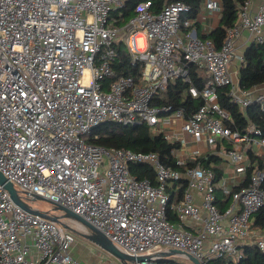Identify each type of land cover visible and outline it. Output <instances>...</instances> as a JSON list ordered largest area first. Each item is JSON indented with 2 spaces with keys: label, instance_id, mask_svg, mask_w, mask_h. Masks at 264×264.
<instances>
[{
  "label": "built area",
  "instance_id": "2783aa9c",
  "mask_svg": "<svg viewBox=\"0 0 264 264\" xmlns=\"http://www.w3.org/2000/svg\"><path fill=\"white\" fill-rule=\"evenodd\" d=\"M131 1L0 0V174L20 196L40 197L82 218L133 257L131 264H180L163 261L161 254L170 250L200 264L224 256L239 260L251 244L264 251V240L248 230L252 214L264 206L262 173L253 172L238 191L221 187L230 202L220 210L210 169L180 173L155 153L87 142L92 130L106 123L146 124L164 133L156 127L179 119L181 132L193 140L203 137L209 149L218 141L231 144L221 152L244 177L241 145L264 149V138L252 126L240 134L224 125L218 89L227 87L230 100L242 109L258 103L264 110V89L241 91L229 71L243 32L252 44L264 46V1L255 10L250 0L239 6L219 49L196 33L204 16L186 18L190 8L181 2L153 13L150 0H135L133 16L116 26L114 15ZM205 8L219 13L220 1L206 0ZM118 43L131 65L142 66L137 83L112 68ZM190 64L207 75L200 92L189 88L193 98L203 100L197 111L184 119L182 110L152 106L171 82L189 83ZM184 161L178 156L176 164ZM129 164L150 166L155 184L132 176ZM181 177L186 180L182 200L169 205L166 185ZM187 221L192 229L184 227ZM75 242L71 230L16 206L0 186V264H82L71 255Z\"/></svg>",
  "mask_w": 264,
  "mask_h": 264
},
{
  "label": "trees",
  "instance_id": "16d2710c",
  "mask_svg": "<svg viewBox=\"0 0 264 264\" xmlns=\"http://www.w3.org/2000/svg\"><path fill=\"white\" fill-rule=\"evenodd\" d=\"M152 2L151 11L158 13L165 4L181 2L189 6L190 10L185 14L186 18L194 19L201 10L206 0H150ZM247 0H220L219 23L216 28L209 33L199 35L203 40H209L215 49H219L226 38V32L231 28L237 20L239 6ZM136 1H131L115 14L118 18L116 26H121L133 16V9ZM116 61L112 68L117 76H131L137 83L142 70L141 64L131 65L129 55L123 46L118 43L114 47ZM189 83L181 79L171 82L167 89L157 95L152 106L163 107L171 106L173 111L182 110L184 119L191 117L197 109L203 104L200 97L193 98L189 93V88L193 87L198 92L203 88L204 81L207 77L205 70L195 65H188ZM238 88L241 91H249L256 87L264 85V46L252 44L244 53L242 64L238 74ZM229 89L222 87L218 89V105L227 115V119H223L226 127L232 131H238L240 134L247 132L248 127L252 126L261 131V137L264 138V110L260 109L258 103H252L245 109L233 103L228 97ZM163 116V115H161ZM160 116V117H161ZM160 130V127H156ZM146 124H136L130 126H122L115 123H106L92 130L87 142L91 145L103 147L106 149L130 150L132 152L155 153L161 163L173 170L184 173L187 169L200 166L204 169H210L214 173V182L217 184L223 178L222 162L223 159L217 156L220 151V143H223V150H229L231 144L226 141H218L217 147L213 152L196 155L193 158H187L183 165H177V157L181 152V143L165 138L163 132L156 133ZM247 168L243 181L234 186L231 190L238 191L247 186L250 176L253 172L263 174L260 189L264 192V156L254 155L251 151L247 153ZM129 171L132 176L139 180L149 179L155 184V172L148 165L129 164ZM186 190V180L181 177L177 181L169 182L166 185V192L170 196L169 205H175L182 200ZM217 195V194H216ZM219 201L220 210H224L230 202V197L222 194ZM217 198H219L217 196ZM170 214V220L175 222V217ZM248 230L264 231V206L259 208L250 218ZM163 261H166L164 259ZM208 264H264V251L260 250L256 245H247L242 248V255L239 260L233 257L224 256L220 259H214Z\"/></svg>",
  "mask_w": 264,
  "mask_h": 264
},
{
  "label": "crops",
  "instance_id": "0c3cea01",
  "mask_svg": "<svg viewBox=\"0 0 264 264\" xmlns=\"http://www.w3.org/2000/svg\"><path fill=\"white\" fill-rule=\"evenodd\" d=\"M220 1V0H219ZM252 9H256L264 0H250ZM220 12V11H219ZM203 15V21L200 23L195 24V30L197 35H204L209 33L211 30L217 27L219 23V13H209L205 8V3L202 5L201 10L197 13L196 16ZM237 49H236V59L233 60L232 64L230 65V72L233 76L235 82H238V74L242 64L241 59H243V55L245 51L252 45L251 41L248 38L246 32H243L241 37L237 40ZM259 89H264V85L258 87ZM181 121L179 119L170 120L168 124L162 125L160 129L164 131L167 139L174 140V141H184L185 144H182L181 152L179 157L193 158L196 155L205 154L206 152H213L215 149H209L205 142L204 138H200L198 140H193L188 138L185 134H183L180 130ZM176 128V129H175ZM220 143V151L217 152V156L223 159L222 162V169H223V178L219 183H217V191L216 194L221 199L222 197V188H233L234 186L239 185L243 181V177L235 174L234 171L228 166L226 162V158L223 155V143ZM242 152L246 156V164H247V153L251 151L254 155L264 156V149L254 143L251 144L249 147L246 145H241ZM196 153V154H195ZM186 229H192V223L187 221L184 224ZM254 239H262L264 240V231H253L251 233ZM92 249L83 241L79 244H75L71 248V255L78 259L82 264H100L96 261L95 256L92 254ZM108 264V263H104ZM180 264H188L186 261H183Z\"/></svg>",
  "mask_w": 264,
  "mask_h": 264
},
{
  "label": "water",
  "instance_id": "95a60500",
  "mask_svg": "<svg viewBox=\"0 0 264 264\" xmlns=\"http://www.w3.org/2000/svg\"><path fill=\"white\" fill-rule=\"evenodd\" d=\"M0 186H2L4 188V190H6L8 192L11 201L16 206L20 207L21 209H23L29 213H32L34 215H37L39 217H42L44 219H47L49 221H52L54 223L60 224L61 226H63L64 228H66L68 230H70V229L61 223V218L62 219H69L75 223H78L85 231V233H81V234H79V236L82 237L83 239H85L87 242L91 243L92 245H95L100 250L106 252L110 256L119 260L121 264H131L134 261L133 257H130V256L122 253L121 251H119L105 236H103L99 231L94 229L91 225H89L82 218L75 215L71 211H69V210H67L61 206L54 205L50 202L49 203L54 206L55 210L60 211L62 213L61 217L50 216L47 213H42L36 209H32L28 205L27 200H31V201L41 200V201H43V199H41L40 197H36V196H32L30 198L20 196L18 194L17 190L13 187V185L11 183L7 182L6 179L1 174H0ZM174 256H177V257H183L184 256L190 263L200 264L192 256L187 255V254L185 255L178 250H170L167 253L161 254V257L163 259H168V258L174 257ZM137 260H139V259H137Z\"/></svg>",
  "mask_w": 264,
  "mask_h": 264
},
{
  "label": "rangeland",
  "instance_id": "374dc122",
  "mask_svg": "<svg viewBox=\"0 0 264 264\" xmlns=\"http://www.w3.org/2000/svg\"><path fill=\"white\" fill-rule=\"evenodd\" d=\"M142 40L143 37L140 36L135 40V47L136 49L140 50L142 48ZM176 129V128H175ZM28 205L32 209H37L42 213H47L50 216H57L61 217L62 213L54 209V206L47 201L41 200H27ZM61 221L67 225V227L71 230L76 242L75 244H79L81 241L85 242L91 249L92 254L95 256L96 261L100 264L108 263V264H121L119 260L115 259L114 257L110 256L106 252L100 250L95 245L87 242L85 239L79 236L81 233H85L84 229L78 224L69 219H62ZM78 234V235H77ZM253 239V238H252ZM168 261L173 260L175 263H182L185 260L183 257H170L167 259Z\"/></svg>",
  "mask_w": 264,
  "mask_h": 264
}]
</instances>
